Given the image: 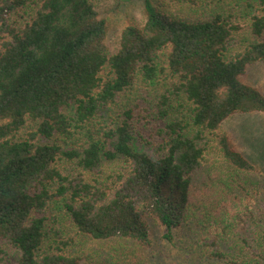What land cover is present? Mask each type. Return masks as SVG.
<instances>
[{
  "label": "trees",
  "instance_id": "16d2710c",
  "mask_svg": "<svg viewBox=\"0 0 264 264\" xmlns=\"http://www.w3.org/2000/svg\"><path fill=\"white\" fill-rule=\"evenodd\" d=\"M173 1L186 14L143 0L112 52L94 0H0V264H81L111 240L120 250L91 264H163L172 248L188 264H264L259 168L222 126L264 111L240 79L264 62V0ZM147 116L163 123L155 145L136 127ZM52 204L73 235L48 229Z\"/></svg>",
  "mask_w": 264,
  "mask_h": 264
},
{
  "label": "rangeland",
  "instance_id": "374dc122",
  "mask_svg": "<svg viewBox=\"0 0 264 264\" xmlns=\"http://www.w3.org/2000/svg\"><path fill=\"white\" fill-rule=\"evenodd\" d=\"M154 4L163 12L168 14L176 15L178 13L186 14V10L188 8L187 4H179L174 2L173 0H153ZM142 2L143 0H94V3L97 5V9L99 13L104 16L108 20V36L107 41L110 47V50L113 52L118 47V36L123 27L129 25L134 22H140L143 18L142 14ZM243 28H245L244 23L241 22ZM240 25V26H241ZM243 30H240L242 32ZM240 79L257 89L263 96H264V62H255L250 64L247 68L245 73L240 77ZM136 97V100L133 103H140L139 107L142 109L145 105L143 98L148 99L149 95L147 92H142L139 89L138 92L133 94ZM128 96V100L130 97ZM140 96V97H139ZM133 97V98H134ZM126 98H124V101ZM132 103V104H133ZM147 105V103H146ZM118 111V110H117ZM145 114V112H143ZM141 119L138 120L136 127L141 134L145 136L146 141L153 140V144L158 143L160 141V137L157 133L159 127L163 126V123L159 120L153 119L151 116H147L145 119L140 117ZM32 125H29L24 132L32 129ZM223 130L226 131L234 144L236 145L237 149L242 152V154L253 164L258 166V172L254 175L255 179L260 180V184L258 187L264 191V111H258L254 113H237L229 118H227L223 123ZM145 143V142H144ZM148 149L149 152H152L151 148L147 146L145 143L144 148ZM211 154V155H210ZM207 158L209 157L211 160H219L216 150L211 148L207 151ZM47 218V226L48 229H52L55 227L56 229L60 230V234L64 237L73 235L72 226L69 225V221L63 213L58 212L54 205L52 204L48 211L46 212ZM153 240L155 243H158L162 246L160 242V236L163 232V228L161 226L154 223L151 219H147ZM181 235L182 232H179ZM52 236V234H51ZM179 238V234L177 235ZM127 251L130 256L137 257L138 254L142 258V253L147 254L149 256L150 251L141 249L139 252L135 247L126 244ZM129 247V249H128ZM86 250L82 253L79 252V256L83 258L82 255L86 254V258L81 261V264H91V256L90 251L93 250V254L99 249L107 250L115 249L120 250L119 243L116 241H107V242H94L89 241L86 246ZM118 248V249H117ZM176 249H171L169 257H173L174 259H169L168 257L166 260L163 261V264H188L186 262V256L179 254ZM97 254V253H96ZM95 254V255H96ZM198 261V262H197ZM191 260L194 264H207L205 261L199 260ZM136 262V261H134ZM121 264V263H116Z\"/></svg>",
  "mask_w": 264,
  "mask_h": 264
}]
</instances>
